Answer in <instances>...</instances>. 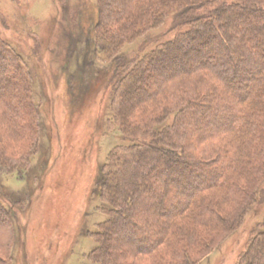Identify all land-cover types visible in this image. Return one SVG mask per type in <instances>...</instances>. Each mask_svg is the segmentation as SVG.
Returning <instances> with one entry per match:
<instances>
[{
    "label": "trees",
    "instance_id": "16d2710c",
    "mask_svg": "<svg viewBox=\"0 0 264 264\" xmlns=\"http://www.w3.org/2000/svg\"><path fill=\"white\" fill-rule=\"evenodd\" d=\"M168 20L169 37L122 54ZM83 24L109 61L119 139L100 168L90 264H195L264 202V0H85ZM245 53L260 57L254 72ZM0 65L11 73L0 72V171L18 173L37 108L22 55L1 38ZM8 219L0 205V230ZM258 226L236 264H264V218Z\"/></svg>",
    "mask_w": 264,
    "mask_h": 264
},
{
    "label": "rangeland",
    "instance_id": "374dc122",
    "mask_svg": "<svg viewBox=\"0 0 264 264\" xmlns=\"http://www.w3.org/2000/svg\"><path fill=\"white\" fill-rule=\"evenodd\" d=\"M84 3L85 0H0V38L22 55L28 67L37 108L29 122L38 126L30 125L27 144L21 140L16 144L18 155L24 153L29 158L25 170L0 171V205L11 222V227L0 230V264L91 263L88 254L104 215L95 193L100 168L119 139L111 114L114 83L109 61L99 57L96 47L100 45L93 44L86 26L77 27ZM169 25L168 20L148 32L150 35L143 34L123 45L122 54L153 46L155 34L163 35L161 39L169 37ZM254 54L245 53L252 72L260 58ZM3 71L11 74L0 65ZM243 74L250 77L247 71ZM216 115L212 110L208 117ZM1 141L5 142V138ZM173 179L167 181L172 186ZM260 188L259 202L264 196V182ZM180 189L187 191L186 187H177L178 192ZM187 217L180 222L189 223ZM263 218L264 202L252 206L241 223L212 250L195 257H200L195 264H236ZM124 241L116 245V254H123L128 245ZM152 258L137 261L151 264Z\"/></svg>",
    "mask_w": 264,
    "mask_h": 264
}]
</instances>
